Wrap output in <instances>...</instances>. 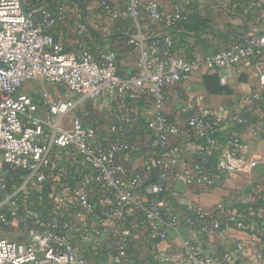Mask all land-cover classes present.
<instances>
[{
	"label": "built area",
	"instance_id": "2783aa9c",
	"mask_svg": "<svg viewBox=\"0 0 264 264\" xmlns=\"http://www.w3.org/2000/svg\"><path fill=\"white\" fill-rule=\"evenodd\" d=\"M25 1L0 0V264H264V225L245 223L222 202L208 213L194 204L184 214L170 209L179 198L178 180L187 188L213 189L220 183L217 172L250 176L258 166L250 147L264 138V116L238 118L251 139L230 131L215 169L208 170L199 141L211 146L226 119L196 99L181 101L173 120L162 112L173 102L175 86L201 73L229 87L244 63L256 70L258 89L247 91L242 102L264 106V0L239 6L241 19L253 18L241 42L231 39L224 49L192 59L175 52L172 35L192 0H127L137 33L127 41L137 56L127 77L118 74L112 52L95 60L84 36L67 52L53 37L57 17L45 6L49 0L29 9ZM95 1L109 10V0ZM225 1L217 0L218 6ZM141 11L150 31L162 28L160 40L144 36ZM79 28L82 34L84 26ZM40 83L70 97L52 99ZM86 104L102 105L104 115L88 117ZM176 139L187 140L198 158L187 163L175 153ZM8 169L23 174L12 190ZM47 185L54 190L52 206L40 225L29 203L22 210L19 196ZM182 227L206 237L233 229L254 240L208 256L181 236ZM15 228L21 241L7 240ZM171 233L179 242L174 247Z\"/></svg>",
	"mask_w": 264,
	"mask_h": 264
},
{
	"label": "crops",
	"instance_id": "0c3cea01",
	"mask_svg": "<svg viewBox=\"0 0 264 264\" xmlns=\"http://www.w3.org/2000/svg\"><path fill=\"white\" fill-rule=\"evenodd\" d=\"M50 1L52 0H49L48 2ZM126 2L127 0H110L111 11L117 13V18H113L111 16V13H103L101 10H99L100 8L95 0H84L86 11L85 13L83 12V16L85 14L87 15V20L94 25V28L99 32V35L101 37H107L110 35V33L114 32V30H120V28H118V25H121L120 20L127 15L125 11ZM56 4L59 9H65V6H67L66 3L59 1ZM201 7L202 6H200L199 9L208 12V15L210 16L211 20H213L214 25H222V23L224 22H231L235 25L238 24L236 18H229V16L226 15L228 12L226 4L218 6L217 8L211 7V9L208 10ZM263 27L264 24L262 23V28ZM161 31L162 28L160 26L154 27L150 31L146 22L142 23V32L145 37L148 35H152L153 37L157 36L161 33ZM134 34L137 33L135 30V25L133 24L130 37ZM206 38L209 40L211 39L212 44L213 42H216L215 40L213 41L212 37L207 36ZM185 42L190 46V52H187V55L182 51L180 53H182L183 56L187 57V59H192L195 55L203 54V49H201L199 45H196V39L189 37ZM119 51H122L123 53V51L125 50L123 48ZM122 55L123 60L129 61V63L125 65L129 68L128 70H134L137 60V56L134 50L131 51V53L125 51ZM240 67L243 68L238 70V72L241 70V72L239 73L240 80H237V82L239 81V84H237V87H235L233 83L229 86L232 91L230 95L207 94L202 87V77L205 75L199 73L191 81L183 83L181 85H177L171 90L170 96L173 102L170 105L165 106L162 109V112L169 120H173V116L175 115L174 113L179 108V104L181 101L187 99H196L197 101H200L202 105L208 107L211 111L226 119V126L218 132L219 134L217 135V137H214V142L210 146L212 147V149L213 147L225 148L227 144L226 138L228 136V131L230 130V119L235 113L244 110L252 117H255V119L264 116V106L258 109V107H256L255 105H244L242 102L243 95L247 92V90H244L246 88L247 79L250 78L249 75L250 73H252L251 71H253L252 76L254 77V85L253 87H251L252 90L257 88L256 86L258 84V75L257 73H255L256 70L254 69V67H252V65L250 64L244 63ZM239 85H242L243 90L238 92L236 89L240 87ZM242 137L245 141L251 139V136L244 131L242 132ZM253 144L257 149V152H250V155L258 161L259 166H262L260 171L263 172L255 175L256 177H261L260 181H257L258 183H253V181L250 180L251 178H253L251 177L252 174L250 176L243 175L228 177L220 173L218 174L220 183L216 188L213 189L201 187L192 189L187 188L184 185L183 180H178L174 184V188L179 193V198L177 202H174L172 204L170 208L171 211L178 214H184L188 210V206L190 204H194L198 206L201 211L208 213L212 210L214 205L219 202H222L227 208L231 209L238 198L241 196L251 194L253 196H262L264 198V138H255L253 140ZM172 150L175 153H178L183 159H186L187 163H190L192 160H194L196 156L195 149L193 148V146H189L187 140L185 139H176L172 146ZM259 182H262L263 185H261L262 183L259 184ZM259 214L260 216L264 215V210H261ZM180 234L183 238L190 240L196 246L197 250L200 253L208 256L219 257H221L229 249L234 248L237 243L242 242L244 245L248 246L247 244L254 240L252 236L235 231L233 229L227 230L222 235H217L215 237H206L200 235L196 231H189L186 228L182 227ZM169 243L173 247L179 243L174 233L170 234ZM165 246V244H160L158 248L164 249ZM253 252L254 250L252 248L247 249L249 257H253Z\"/></svg>",
	"mask_w": 264,
	"mask_h": 264
},
{
	"label": "trees",
	"instance_id": "16d2710c",
	"mask_svg": "<svg viewBox=\"0 0 264 264\" xmlns=\"http://www.w3.org/2000/svg\"><path fill=\"white\" fill-rule=\"evenodd\" d=\"M58 1L63 3H65V1L70 2V4H73L80 10L81 19L79 20V24L84 26V32L82 34H78L77 37L75 36L76 41L74 44L77 45L81 36H84L87 42L88 50L95 60H98L100 56L108 50L114 54L116 62H119L123 58L122 54H124L125 51L129 53L133 51V48L127 44L133 25V22L128 17V15L124 16V19L121 18V25H118L119 27L117 26L118 28H120V30H114V32L110 33L109 36L101 37L99 35V32L94 28V25L87 20V15L85 14L83 16V12L85 13L86 11L84 0H52L45 4V6L52 12H54L57 17V24L53 30V37L55 41H58V37L57 35H55V32L59 25V21L63 23L64 20H71L76 17V13L74 12L75 10L72 9L74 7H70L69 5H67L65 6V9H59L56 4ZM31 2L32 7H36L43 3L42 0H32ZM242 3L244 4L245 0H226L224 2V4L227 5L228 11H226V15L229 16V18L233 19L237 17L236 19H238V24L235 25L230 22H224L222 23V25H214V22L213 20H211L208 12L199 9V7L202 6L201 8H205L206 10L211 9V7L217 8V0H192L190 6L185 10L183 18L177 23L172 32L175 52L179 56H183V54L180 53L181 51L184 54L190 52V46L185 42L189 37L197 40L196 45H199L200 48L203 49V54H212L220 51L221 49H224L228 46L231 39H235L236 41L241 42L244 34L249 29L248 22H251L253 20V18L249 14L243 16L244 19H241L242 12L239 9V6ZM108 5L110 10V0ZM99 10H101L103 13H110L108 12L109 10H105L102 8H100ZM68 16L71 17V19H68ZM146 21V15L144 11H141V24ZM161 36L162 34L160 33L159 35L154 36V39L160 40ZM207 36L212 37L213 41L215 40L216 42H213L212 44L211 39L209 40L206 38ZM123 48L125 51H123L122 53V51L119 50ZM119 69L118 74L121 77H127V75L130 76L132 73H134V70L129 71L128 67H125V69L123 70ZM202 87L203 90L209 95H230L232 93L229 87L220 85L218 77L216 75L203 76ZM238 118L247 119L248 121L252 122L255 119L244 110L235 113L230 119L231 123L228 133L230 131H244L243 127L236 123V120ZM218 134L219 133L217 132L214 137H217ZM199 143H201L205 147V154L203 155V157H201L200 160L208 170H214L216 158L221 151V148L213 147L212 149V147H208L206 140H200ZM197 158L198 156H195V159ZM217 174L220 173L217 172ZM6 179L9 189L12 190L20 185L23 180V174L21 172H15L11 169H8L6 171ZM53 194V188L47 185L40 191L33 192L30 195L24 196L23 194H21L19 196V204L23 210V207H25L29 203L30 208L32 209L34 214L36 213V221H38L41 225L46 222L47 218L49 217V212L52 206L51 196ZM259 197L262 196H253L251 194L241 196L238 198L234 206L229 210L233 212L238 219L244 221L245 223L253 224L257 228L262 227L264 225V215L260 216L259 213L261 210H264V199H259ZM18 241H21V239Z\"/></svg>",
	"mask_w": 264,
	"mask_h": 264
},
{
	"label": "rangeland",
	"instance_id": "374dc122",
	"mask_svg": "<svg viewBox=\"0 0 264 264\" xmlns=\"http://www.w3.org/2000/svg\"><path fill=\"white\" fill-rule=\"evenodd\" d=\"M229 1H231V0H229ZM65 3H66V5H69L70 7H74L72 9L75 10L74 12L76 13L75 14L76 17L74 19H71V17L68 16V19H71V20H64L63 23L59 21V25H58V27L56 29L55 35H57L58 41L61 42L64 45L65 50L67 52H71L74 49V46H75V44H74L75 41H76L75 36L77 37V35L80 34V32H79V30H80V28H79V26H80L79 20L81 19V16H80L81 12L73 4H70V2H66L65 1ZM25 7L28 8V9L31 8L32 7V2L26 0L25 1ZM68 9H71V8H68ZM69 21H70V23H69ZM263 24H264V20H263ZM263 29H264V27H263ZM122 60H120L119 62L118 61L116 62L117 69L120 68V69L123 70L126 67L125 65H127V63H129L128 60H123V61ZM242 65H240V66H242ZM240 66H238L239 68L238 67L236 68V79L233 82V85H235V87H237V84H239V81L237 82V80H240L239 73L241 72V70L239 72H238V70L243 68V67H240ZM251 72L253 73V71H251ZM252 73H250V75H249L250 78L247 79L246 88H245L244 91L252 90L251 87H253V85H254V77L252 76ZM255 73H257V72L255 71ZM40 84H41V86L43 88H45L46 90L49 91L50 96H51L52 99L69 98L70 97V95L65 90H63L61 88L55 87V86L47 84V83H40ZM239 86H238L239 88L236 89L238 92L243 90L242 85H239ZM256 87H257L256 89H258V84H257ZM82 112L85 113L88 117L92 118V116H95V115H104L105 109L103 108L102 105L94 107V105L86 104L85 107L83 108ZM254 148H255L254 144L251 145L250 152H252V153H253V151L257 152L256 151L257 149L255 148V150H254ZM57 164L63 165V164H66V163L62 162V161H59ZM261 167L262 166L258 165L254 169V171H253V173L251 175V177H253V178L250 179L251 181H253V183H258L257 181H260L261 177H256L255 175L263 173V172L260 171ZM260 183H262V182H259V184ZM263 183L261 185H263ZM21 203H22V199H21ZM182 207H183V205H182ZM5 238L7 240H12V241H18V240L22 239L20 234L16 231V228H15V230H13V229L10 230L9 234L7 236H5ZM257 264H259V263H257Z\"/></svg>",
	"mask_w": 264,
	"mask_h": 264
},
{
	"label": "water",
	"instance_id": "95a60500",
	"mask_svg": "<svg viewBox=\"0 0 264 264\" xmlns=\"http://www.w3.org/2000/svg\"><path fill=\"white\" fill-rule=\"evenodd\" d=\"M84 9V8H83Z\"/></svg>",
	"mask_w": 264,
	"mask_h": 264
}]
</instances>
